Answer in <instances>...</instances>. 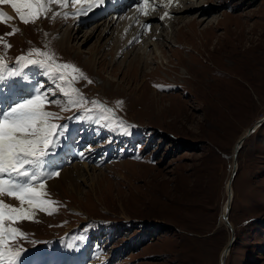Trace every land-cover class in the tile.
Returning <instances> with one entry per match:
<instances>
[{
    "label": "rangeland",
    "instance_id": "1",
    "mask_svg": "<svg viewBox=\"0 0 264 264\" xmlns=\"http://www.w3.org/2000/svg\"><path fill=\"white\" fill-rule=\"evenodd\" d=\"M176 1L147 0L155 18L141 31L131 9L116 23H109L112 14L91 22L81 12L85 4L68 0L25 25L0 4L13 17L0 22L4 62L19 67V56L38 58L39 49L86 77L46 110L60 117L54 123L68 125L55 156H73L61 171L80 163L88 169L81 167L79 179L69 171L71 187L68 179L47 175L56 167L55 157L46 158L51 214L37 212L16 225L25 238L14 244L28 264L54 254L74 264H220L231 237L221 221L234 149L264 118V0ZM13 27L18 31L9 35ZM24 72L29 87L31 77L45 78L38 66ZM232 192L236 243L226 264H264V124L244 142ZM109 219L127 229L104 226ZM135 239L143 245L134 248ZM74 244L84 248L78 256L70 252Z\"/></svg>",
    "mask_w": 264,
    "mask_h": 264
},
{
    "label": "snow or ice",
    "instance_id": "2",
    "mask_svg": "<svg viewBox=\"0 0 264 264\" xmlns=\"http://www.w3.org/2000/svg\"><path fill=\"white\" fill-rule=\"evenodd\" d=\"M71 2L74 5L86 4L81 12L88 13L104 0ZM53 3L66 6L68 0H0V4L10 5L19 21L25 25L46 17ZM140 11L146 10L141 8ZM12 19V16L0 11V22L7 23ZM17 31L13 27L9 35ZM4 47L10 49L11 45L5 44ZM34 55L38 58H32L33 53L19 56L15 61L19 67H10L0 57V264H20L22 249L14 241L25 238V234L16 227L17 224L33 220L37 212L51 214L47 200L50 194L42 169L46 158L55 157L57 149L64 146L62 137L68 125L54 123L60 117L46 109L59 103L55 98L58 94L70 96L76 91L73 83L86 79L77 67L57 63L46 52L36 49ZM30 66L43 69L45 78L36 81L34 76L31 77L35 81L30 86L31 94L27 99L19 100L28 89L24 83L28 79L24 69ZM47 77L57 78L60 84L49 83ZM65 84L67 88L63 86ZM80 155H83V149ZM60 171V168H55L47 175L58 177ZM5 197L17 203H8Z\"/></svg>",
    "mask_w": 264,
    "mask_h": 264
},
{
    "label": "bare ground",
    "instance_id": "3",
    "mask_svg": "<svg viewBox=\"0 0 264 264\" xmlns=\"http://www.w3.org/2000/svg\"><path fill=\"white\" fill-rule=\"evenodd\" d=\"M139 0H107L106 2L104 1V3H102L99 7L95 8L94 10H92L91 12H89V17L86 18L87 20L91 21V22H96L98 20H101L102 18L104 17H108L110 14H112L113 18H111L109 20V23H111L112 21L116 23L117 20L114 19V17H116L118 19V17L122 14V13H126L127 9H131L133 10L132 12V15L133 14H137V18H139V21H138V28L137 30L139 29V31H141L140 29H145L144 27L147 25V22L149 21H153L155 17L151 16L150 14V11L148 10L149 9V4L151 0H149V4L143 2L142 4L138 5V6H134L138 3ZM163 2V1H162ZM176 2H179V0H177ZM166 2H164L165 4ZM182 3V1L180 2ZM80 5V4H79ZM134 6V7H133ZM182 6V5H181ZM83 7H86V4L83 6ZM151 7V6H150ZM141 8H145V12H142L140 11ZM152 8V7H151ZM168 9V3L165 5V9H163L164 11V14H166L165 12L167 11ZM169 10V9H168ZM170 12V11H169ZM181 12H185L184 9L180 10L179 13ZM177 13V12H176ZM175 13V14H176ZM178 13V14H179ZM153 15V14H152ZM153 18V19H152ZM109 19V18H108ZM107 19V20H108ZM122 19V18H121ZM171 19V18H169ZM107 20H106V23H107ZM171 23V22H169ZM99 25V24H98ZM96 28H105V26L100 25ZM109 25V24H108ZM171 25V24H170ZM128 25H126V28H127ZM110 26H107V30H105L106 33L109 32L108 28ZM125 28V27H124ZM93 30V29H92ZM121 34V33H120ZM148 34V33H147ZM119 39H120V35L118 36V39L117 41L119 42ZM67 40V37L65 38H61L59 40V43L64 45L65 42ZM143 59V58H142ZM202 83V82H201ZM28 86V89H26V94L21 96L19 98V100H23L22 97H28L30 94H31V88ZM206 86V85H205ZM212 99V98H211ZM213 113V112H212ZM211 117V116H210ZM257 130V129H256ZM74 145V144H73ZM62 149V148H61ZM83 149V148H82ZM76 149H73L72 151H70V153H72L73 151H75ZM69 156H73V154H66V152L62 151L60 155H57L55 156V159H52L53 160V163L55 164V167L56 168H61L60 167V163L66 161L68 159ZM86 160V159H84ZM84 165V166H82ZM81 167L83 168H86L88 169V165L86 163H83V164H77L76 166H74L73 168H68V169H64L63 171H61V173H59L58 177L60 178H64V179H68L69 182H70V186L72 187L73 186V177L70 176V173L69 171L72 170V173L73 175L76 174V177L78 178H81L80 176L82 175V171H81ZM71 173V174H72ZM57 177V178H58ZM72 177V178H71ZM78 178V179H79ZM76 181V180H74ZM48 185V184H47ZM55 185V182H53V184H51V187L53 188ZM50 187V188H51ZM4 199H6L7 201H9V199L7 197H5ZM12 201V200H11ZM14 204H16L17 202L16 201H13ZM225 251V250H224ZM88 258H90L89 255H86ZM228 254L226 255V253L224 254V252L222 253V256H221V259L222 257L224 258H227ZM35 264H74L73 262L70 261V259L68 258H63L61 255L59 256H51L49 259L45 260V261H41L38 260V261H35L34 262ZM33 263V264H34ZM20 264H28V261L26 258H23V259H20Z\"/></svg>",
    "mask_w": 264,
    "mask_h": 264
},
{
    "label": "water",
    "instance_id": "4",
    "mask_svg": "<svg viewBox=\"0 0 264 264\" xmlns=\"http://www.w3.org/2000/svg\"><path fill=\"white\" fill-rule=\"evenodd\" d=\"M263 124H264V118H261L256 122V124L253 127L249 128L246 131V133L237 141L235 149H234V154L232 156V159H233L232 175L230 176L228 183H227V201L225 204V210L222 214V221H221V223L231 232L230 240L228 244L226 245V248L224 251V254L226 253V255L231 252L234 244L236 243L234 228L229 220V215H230V211L232 207L231 205L233 201L232 185H233V182L237 174V157L243 148L245 140L248 137H250L256 131V129L261 127ZM220 264H226V258L222 257V259L220 260Z\"/></svg>",
    "mask_w": 264,
    "mask_h": 264
},
{
    "label": "trees",
    "instance_id": "5",
    "mask_svg": "<svg viewBox=\"0 0 264 264\" xmlns=\"http://www.w3.org/2000/svg\"><path fill=\"white\" fill-rule=\"evenodd\" d=\"M167 85H168V84H167ZM138 224H139V223H138ZM139 226H141V224H139ZM130 229L132 230V227H130ZM140 246H142V244H141ZM140 246H139V247H140ZM139 247H138V248H139Z\"/></svg>",
    "mask_w": 264,
    "mask_h": 264
}]
</instances>
